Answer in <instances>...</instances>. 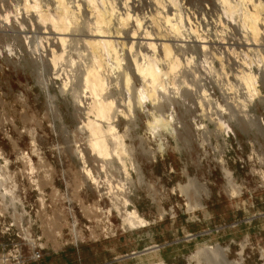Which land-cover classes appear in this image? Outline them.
<instances>
[{
	"label": "rangeland",
	"instance_id": "1",
	"mask_svg": "<svg viewBox=\"0 0 264 264\" xmlns=\"http://www.w3.org/2000/svg\"><path fill=\"white\" fill-rule=\"evenodd\" d=\"M177 1L182 15L178 41L184 50L178 56L179 71L168 75L170 88L164 98L160 95L154 104L146 101L137 108L134 123L123 116L115 122L141 167L140 177L130 168L128 156L124 160L129 176L116 159L100 168L102 162L86 145L77 100L85 104L88 93L78 90L76 95L71 90L84 56L72 49L54 67L49 24L37 28L29 19L36 10L26 8L25 0H0V202L8 197L13 202L1 203L0 210L9 208L18 218L29 217L33 234L49 235L53 229L59 245L73 240L107 242L117 251L141 252L152 239L149 257L137 259L138 264H211L195 254L198 248L217 244L227 248L231 262L240 259L242 250V264H264V34L257 46H248L238 25L239 11L231 16L214 8L211 0ZM130 2L132 7L135 1ZM44 3L40 0L41 6ZM148 10L136 12L141 17ZM147 30L154 33L153 28ZM151 36L156 44L162 42ZM138 46L135 41L134 52ZM54 49L61 52L59 44ZM120 52L124 58L128 54ZM245 57L260 90L247 110L244 90L234 77ZM126 62L122 61L123 67ZM159 66L166 69L167 61ZM182 79L186 84L173 88L171 83ZM132 82L134 87L141 85L139 77ZM110 92L120 100L117 89ZM183 92L189 94L179 97ZM120 108L127 112L125 106ZM215 113L228 128L217 124ZM154 115L170 116L169 126L175 131L149 130ZM86 169L96 183L87 178ZM187 175L196 184L182 192L179 186L187 184ZM114 192L118 202L127 199V208L135 207L149 222L135 229L134 237L131 230L123 229L113 207ZM154 245L158 248L153 251ZM96 260L108 262L111 257L101 252L92 261Z\"/></svg>",
	"mask_w": 264,
	"mask_h": 264
},
{
	"label": "bare ground",
	"instance_id": "2",
	"mask_svg": "<svg viewBox=\"0 0 264 264\" xmlns=\"http://www.w3.org/2000/svg\"><path fill=\"white\" fill-rule=\"evenodd\" d=\"M28 1L25 0V7L36 10L33 15L30 14L29 19L35 20L37 28L46 23L49 24V27L46 28L48 30L51 28V31L47 30V33L50 34L48 38L51 40V46H53L51 47L53 56L51 62L54 67L65 52L71 54L70 50L72 49L76 51V55L84 56V63L77 69V74L74 75L71 90L76 95L78 90L79 92L83 90V93H88L85 97L83 95L85 99L89 100L85 104L77 100L83 114L79 128L86 134V145L91 153L102 162L100 168L111 165L112 161L116 159L121 163L125 174L129 176L130 173L128 174L126 168L127 161L124 160L128 156L126 160L129 159L130 168L140 176L142 174L141 167L132 158L133 150L126 146L125 135L119 132L115 122L118 121V116H123L134 123L138 118L135 113L137 108H142L143 103L146 101L154 104L160 95L163 96L162 98L166 96L165 94L170 88L167 84L168 75L179 71L181 61L178 56L184 52L178 41L182 32L180 26L182 15L178 1L133 0L135 2L132 7L128 6L130 0H116L115 3L112 0H81L80 3L77 0H44L45 3L42 6L40 0H31V5ZM211 4L214 8L219 7L224 13L231 16L239 11L238 25L243 30V35H245L243 38L248 46H257L259 36L264 34V29L262 30V26H264V0H211ZM145 8L149 9L148 15L144 13L143 16L139 17L136 11ZM163 24L167 27V31L162 30L165 27H160ZM142 25L144 27L141 29ZM147 28H153L154 33L152 30H147ZM151 33L155 35V39L157 38L162 42L156 44L151 41L153 39ZM135 41L139 43L136 52H134L133 47ZM56 44L60 45L61 52L54 49ZM76 44L80 45L76 46ZM66 48H69V51H66ZM204 48V46H201L202 50ZM124 50L128 52L127 55L125 54V58L123 53L120 52ZM256 50L259 52L258 48ZM104 55L111 61V64L106 63ZM124 59L127 61L125 67L122 66ZM166 61V69L161 68L159 63ZM246 61L247 59L239 63V69L237 68L238 70L236 69L234 73V77L239 83L238 86L244 90L245 101H248V104H244V109L251 105L253 99L259 97L260 93L257 76ZM109 68L111 73L105 74L104 70L107 71ZM113 71L115 72L112 73ZM133 77L140 78L141 85L139 87H134ZM185 82V79H182V82H177L178 84L172 82L171 85L173 84V88L175 87L177 90L179 84ZM65 83L64 86L66 87L67 84ZM112 88L118 90L117 93L121 95L120 100L113 97L114 93L110 92ZM187 94L189 93L183 92L179 97H185ZM121 105L126 107L127 112L120 108ZM219 115L217 114V124L228 128V125L220 119ZM240 115L242 116V114ZM152 117V120L148 122L149 130L156 131L163 128L170 129L171 132L175 131L173 127L169 126L170 116H168L169 119H164L160 115ZM161 149L163 150V146L160 145ZM78 155L84 163V168H87L83 153L79 152ZM224 171L226 177H228V182H231L230 171L226 169ZM85 174L88 179L97 182L90 169H86ZM187 179V184L179 186L182 192L188 186L196 184V180L188 175ZM195 192L198 194L197 191ZM113 197L116 200L113 202V207L121 216L123 229L133 230L149 224L134 206L131 209L127 208V205L130 204L127 199L118 202L120 199L115 192ZM199 205L201 206V204ZM155 247L158 248L157 245L151 246L153 251ZM226 252L227 248L223 249L217 244L215 247L198 248L195 255L206 257L211 264H242V250L240 251V259L234 262L228 260ZM261 256L264 257V250H262ZM161 262H158V264H161Z\"/></svg>",
	"mask_w": 264,
	"mask_h": 264
},
{
	"label": "crops",
	"instance_id": "3",
	"mask_svg": "<svg viewBox=\"0 0 264 264\" xmlns=\"http://www.w3.org/2000/svg\"><path fill=\"white\" fill-rule=\"evenodd\" d=\"M1 199H3L0 202L2 205L13 203L9 197ZM21 223H26L24 228L21 227ZM32 225L29 217L18 218L16 214L9 211V208L0 210V264H138L140 261L137 259L149 257L150 250L147 247L150 246L152 239L147 240L148 245L143 246L141 252L135 251L136 249L126 252L117 251L107 242L98 245L93 242L73 240L59 245L58 237L54 235L53 229L49 235L43 236L41 232L33 234L30 230ZM136 230H131L130 236L134 237L133 232ZM141 235L136 234L135 236L140 237ZM146 236H149L148 233ZM107 238L109 239L108 236L105 239ZM115 241L118 242L119 239L116 238ZM115 247L117 248L116 245ZM83 248L88 249L87 252ZM101 252L108 254L111 260L108 262L92 261L100 258Z\"/></svg>",
	"mask_w": 264,
	"mask_h": 264
},
{
	"label": "built area",
	"instance_id": "4",
	"mask_svg": "<svg viewBox=\"0 0 264 264\" xmlns=\"http://www.w3.org/2000/svg\"><path fill=\"white\" fill-rule=\"evenodd\" d=\"M74 238H76V239H77V235H75V234H74ZM74 241H78V240H74Z\"/></svg>",
	"mask_w": 264,
	"mask_h": 264
}]
</instances>
